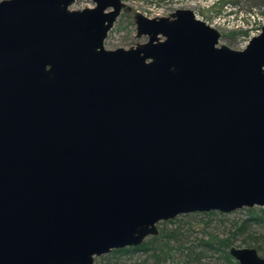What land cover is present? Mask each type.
<instances>
[{
  "label": "water",
  "instance_id": "1",
  "mask_svg": "<svg viewBox=\"0 0 264 264\" xmlns=\"http://www.w3.org/2000/svg\"><path fill=\"white\" fill-rule=\"evenodd\" d=\"M0 0V264H94L181 214L264 207V26L241 49L178 8ZM238 264H264L232 245Z\"/></svg>",
  "mask_w": 264,
  "mask_h": 264
},
{
  "label": "trees",
  "instance_id": "2",
  "mask_svg": "<svg viewBox=\"0 0 264 264\" xmlns=\"http://www.w3.org/2000/svg\"><path fill=\"white\" fill-rule=\"evenodd\" d=\"M242 210V217L209 211L161 221L157 235L139 246L113 249L94 264H238L229 253L237 241L264 257V207Z\"/></svg>",
  "mask_w": 264,
  "mask_h": 264
},
{
  "label": "rangeland",
  "instance_id": "3",
  "mask_svg": "<svg viewBox=\"0 0 264 264\" xmlns=\"http://www.w3.org/2000/svg\"><path fill=\"white\" fill-rule=\"evenodd\" d=\"M129 10L123 9L109 30L107 38L104 40L106 49H116L118 47L129 48L136 43H143L147 40L146 36L137 37L136 27L133 16L135 12L152 18L155 16H167L178 8L191 9L197 18L203 17L210 19L213 15L221 14L224 6L230 4L235 12H248L255 10L258 15L264 17V0H121ZM94 3L91 0H78L70 9H81L84 7H92ZM161 15H156L157 12ZM221 37L218 45H227L232 49H243V36L245 32L242 30H220ZM244 33V34H243ZM231 213V217H242L245 212L242 209L235 210ZM264 233V229L262 230ZM236 246L243 247L240 242L235 243ZM261 254V252H258Z\"/></svg>",
  "mask_w": 264,
  "mask_h": 264
},
{
  "label": "built area",
  "instance_id": "4",
  "mask_svg": "<svg viewBox=\"0 0 264 264\" xmlns=\"http://www.w3.org/2000/svg\"><path fill=\"white\" fill-rule=\"evenodd\" d=\"M156 15H161V12L158 11ZM200 19L219 30H242L245 32L243 33L244 46L253 36L261 33L264 25V17L258 15L255 10L237 14L230 4L224 6L221 14L213 15L210 19L203 17Z\"/></svg>",
  "mask_w": 264,
  "mask_h": 264
}]
</instances>
